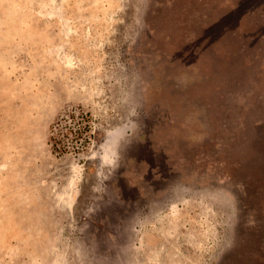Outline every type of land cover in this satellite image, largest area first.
I'll return each mask as SVG.
<instances>
[{
  "label": "rangeland",
  "instance_id": "rangeland-1",
  "mask_svg": "<svg viewBox=\"0 0 264 264\" xmlns=\"http://www.w3.org/2000/svg\"><path fill=\"white\" fill-rule=\"evenodd\" d=\"M0 264H264V0H0Z\"/></svg>",
  "mask_w": 264,
  "mask_h": 264
}]
</instances>
